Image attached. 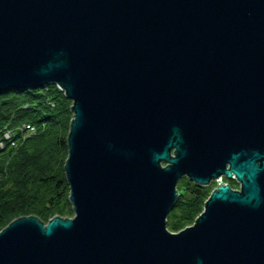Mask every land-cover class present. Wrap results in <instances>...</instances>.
I'll return each mask as SVG.
<instances>
[{
	"label": "water",
	"instance_id": "water-1",
	"mask_svg": "<svg viewBox=\"0 0 264 264\" xmlns=\"http://www.w3.org/2000/svg\"><path fill=\"white\" fill-rule=\"evenodd\" d=\"M50 84L74 214L11 220L0 264H264V0H0V91Z\"/></svg>",
	"mask_w": 264,
	"mask_h": 264
},
{
	"label": "trees",
	"instance_id": "trees-1",
	"mask_svg": "<svg viewBox=\"0 0 264 264\" xmlns=\"http://www.w3.org/2000/svg\"><path fill=\"white\" fill-rule=\"evenodd\" d=\"M72 115L70 100L55 84L41 89L0 91V139L5 129L23 123L36 133L17 146L0 149V229L21 216H69L72 207L64 174L67 134ZM178 199L169 212L173 228L191 224L202 211L204 197L198 185L177 187Z\"/></svg>",
	"mask_w": 264,
	"mask_h": 264
},
{
	"label": "rangeland",
	"instance_id": "rangeland-1",
	"mask_svg": "<svg viewBox=\"0 0 264 264\" xmlns=\"http://www.w3.org/2000/svg\"><path fill=\"white\" fill-rule=\"evenodd\" d=\"M70 106H71V101H70ZM71 115H72V113H71ZM66 157H67V153H66ZM66 157H65V159H66ZM64 162H65V160H64ZM223 181L229 183V184L232 186V188H234V189L237 188V183H236L235 180H229V179L223 177ZM187 182H189V179L186 178V177H183L182 179H180V180L178 181L177 187H180V186H183V185H184V187H185ZM215 186H216V184H215L214 181H211L210 184L207 185V186H198V188L200 189V191H202V193L204 194L203 197H204L205 200L208 198V196H209L210 193H211V190H212ZM177 190H178V189H177ZM205 200H204V201H205ZM203 204H204V203H203ZM202 209H203V207H202ZM73 214H74V213H73V211H72L71 215H69V216H65V217H73ZM60 216H61V215H60ZM50 218H51V217H49V219H50ZM49 219H48V220H49ZM48 220H47V221H48ZM47 221H45L44 223H46ZM171 223H174V222L170 221L169 218H168V216H167V228H168L171 232H177V231L180 230V229L173 228V224H171ZM192 223H193V222H192ZM192 223H191V224H192ZM188 225H190V224H188ZM188 225H186V226H188ZM181 229H182V228H181Z\"/></svg>",
	"mask_w": 264,
	"mask_h": 264
},
{
	"label": "built area",
	"instance_id": "built-area-1",
	"mask_svg": "<svg viewBox=\"0 0 264 264\" xmlns=\"http://www.w3.org/2000/svg\"><path fill=\"white\" fill-rule=\"evenodd\" d=\"M35 133H36L35 128L27 127V130H25L24 132H21V136H22L21 139L25 140L27 137H29ZM13 136H14V133L10 129H5L2 132V138L0 139V149L4 147V144H5L4 140H8V139L13 140ZM10 142H13L12 145L15 144V141H10ZM217 181L224 183L222 176L218 180H216L215 182L217 183Z\"/></svg>",
	"mask_w": 264,
	"mask_h": 264
},
{
	"label": "bare ground",
	"instance_id": "bare-ground-1",
	"mask_svg": "<svg viewBox=\"0 0 264 264\" xmlns=\"http://www.w3.org/2000/svg\"><path fill=\"white\" fill-rule=\"evenodd\" d=\"M27 127H33V128H37V126L35 125V124H31V123H23L21 126H19L18 128H16L15 130H14V132L15 133H19V134H21V132H24L25 130H27ZM7 142V141H15V140H4V142ZM12 143L13 142H11L10 143V146L11 147H14L15 148V146L14 145H12ZM4 147H5V144H4ZM3 147V148H4ZM3 148H1V149H3ZM215 182V181H214ZM194 184V183H193ZM215 184H217L216 182H215ZM195 220V219H194ZM194 222V221H193ZM193 224V223H192ZM192 224H190V225H192ZM189 226V225H188Z\"/></svg>",
	"mask_w": 264,
	"mask_h": 264
},
{
	"label": "flooded vegetation",
	"instance_id": "flooded-vegetation-1",
	"mask_svg": "<svg viewBox=\"0 0 264 264\" xmlns=\"http://www.w3.org/2000/svg\"><path fill=\"white\" fill-rule=\"evenodd\" d=\"M239 187V185L237 184V188Z\"/></svg>",
	"mask_w": 264,
	"mask_h": 264
},
{
	"label": "clouds",
	"instance_id": "clouds-1",
	"mask_svg": "<svg viewBox=\"0 0 264 264\" xmlns=\"http://www.w3.org/2000/svg\"><path fill=\"white\" fill-rule=\"evenodd\" d=\"M231 186V185H230ZM231 188H232V186H231Z\"/></svg>",
	"mask_w": 264,
	"mask_h": 264
}]
</instances>
